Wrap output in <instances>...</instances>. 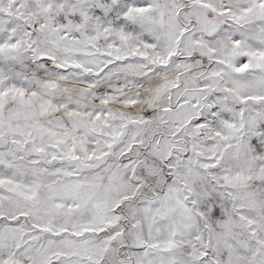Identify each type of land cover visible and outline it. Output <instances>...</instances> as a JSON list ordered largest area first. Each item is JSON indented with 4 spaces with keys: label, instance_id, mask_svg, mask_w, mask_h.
Wrapping results in <instances>:
<instances>
[{
    "label": "snow or ice",
    "instance_id": "obj_1",
    "mask_svg": "<svg viewBox=\"0 0 264 264\" xmlns=\"http://www.w3.org/2000/svg\"><path fill=\"white\" fill-rule=\"evenodd\" d=\"M0 264H264V0H0Z\"/></svg>",
    "mask_w": 264,
    "mask_h": 264
}]
</instances>
